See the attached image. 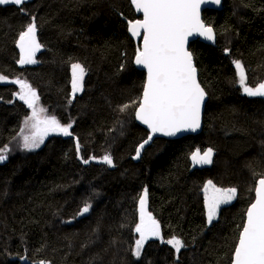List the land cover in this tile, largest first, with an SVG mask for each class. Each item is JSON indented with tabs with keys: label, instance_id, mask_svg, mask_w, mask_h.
Instances as JSON below:
<instances>
[{
	"label": "trees",
	"instance_id": "trees-1",
	"mask_svg": "<svg viewBox=\"0 0 264 264\" xmlns=\"http://www.w3.org/2000/svg\"><path fill=\"white\" fill-rule=\"evenodd\" d=\"M33 18L42 47L37 63L21 68L19 36ZM124 19H136L130 0L0 5V75L8 80L0 81V146L12 144L30 112L14 101V80L36 89L61 123H73L70 137H51L39 150L0 162V264H231L264 177V97L244 94L233 62L244 66L248 86L264 82V0H223L221 11L203 12L217 36L215 46L190 45L208 94L203 131L156 139L139 162L133 157L149 134L132 102L146 75L133 64L140 45ZM75 63L86 74L73 96ZM209 148L211 165L194 166L192 154ZM106 154L112 166L102 162ZM209 181L237 189L211 224L203 192ZM145 190L162 240L148 241L136 258ZM85 204L91 208L80 215ZM173 237L185 245L178 254L164 242Z\"/></svg>",
	"mask_w": 264,
	"mask_h": 264
},
{
	"label": "snow or ice",
	"instance_id": "snow-or-ice-1",
	"mask_svg": "<svg viewBox=\"0 0 264 264\" xmlns=\"http://www.w3.org/2000/svg\"><path fill=\"white\" fill-rule=\"evenodd\" d=\"M26 0H0V5L13 4L20 6ZM206 2L219 4L221 0H131L137 12L143 14V19L129 23V32L133 37L142 35V47L137 48L134 62L146 69V81L143 84L142 95L136 105L135 118L147 125L151 134L160 133L164 136H174L178 132L193 131L200 127L201 107L206 93L197 80V69L193 55L188 50L189 37L202 36L206 40L215 39L213 28L206 26L200 15L201 5ZM20 49L19 63L21 65L35 64L36 53L42 45L37 39L35 18L28 24L26 31L21 32L17 45ZM239 83L243 92L251 97H264V82L257 86L246 84L245 68L240 61H234ZM85 68L75 63L72 65V94L83 91ZM5 76L0 75V81ZM12 83L20 86L16 94L29 109L31 116L24 121V128L30 129L29 134L21 129L22 147L31 151L40 147L45 138L52 133L71 136L72 124H62L54 115H46L47 109L39 106L37 92L25 81L14 80ZM130 105L125 104L121 111ZM152 135L140 144L136 150L139 158L140 150L151 139ZM8 147L0 146V162L7 159ZM79 151V143H77ZM212 149L201 154L197 150L192 154L194 164H210ZM87 163V160L84 161ZM102 162L112 166L110 155H105ZM209 188L212 194L208 195ZM205 206L207 220L211 224L216 218L222 204H228L236 198L237 189H222L215 187L211 181L205 186ZM255 202L246 211V222L239 234L238 243L234 249L231 264H264V178L258 180L255 187ZM147 190L139 199L140 223L135 231L139 234L136 240L134 255L139 258L144 242L149 237L161 238L159 223L147 213ZM90 204L80 211V215L88 213ZM176 253H179L184 243L178 238L167 239ZM40 264H43L41 261Z\"/></svg>",
	"mask_w": 264,
	"mask_h": 264
},
{
	"label": "water",
	"instance_id": "water-1",
	"mask_svg": "<svg viewBox=\"0 0 264 264\" xmlns=\"http://www.w3.org/2000/svg\"><path fill=\"white\" fill-rule=\"evenodd\" d=\"M130 2H131V0H130ZM131 5H132V8H133V10L135 11V14H136V19L135 20H137V19H143V14L141 13V12H137L136 11V9H135V6L131 3ZM223 9V0H221V2L219 3V4H215V3H211V2H206V3H203L202 5H201V10H200V15H201V20H202V22L206 25V26H208L205 22H204V20H203V12L205 11V10H214V11H221ZM135 20H133V21H131V20H127V19H124V21L126 22V24H127V29H128V33H129V35H130V37L137 43V44H139L140 46L139 47H142V35H141V37L140 38H137V37H133L132 35H131V33L129 32V23L130 22H134ZM213 32H214V36H215V39L214 40H212V41H209V40H206L204 37H202V36H192V37H189V43H188V45H187V47H188V50L190 51V45H191V43H193V42H195V41H199V42H201V43H203V44H206V45H211V46H215L216 45V42H217V36H216V33H215V31H214V29H213ZM20 50V49H19ZM191 52V51H190ZM192 53V52H191ZM192 55H193V53H192ZM135 57V56H134ZM193 62H194V65H195V67H196V63H195V59H194V55H193ZM133 64H134V66H135V68L137 69V70H139V71H141V72H144L145 73V75L147 74L146 73V69H143L141 66H138V65H136L135 64V62H134V59H133ZM28 65V64H27ZM26 65H21L20 64V67L21 68H23V67H25ZM196 69H197V67H196ZM197 80H198V82L200 83V80H199V75H198V69H197ZM145 81H146V77H145ZM200 85H201V83H200ZM201 87L203 88V86L201 85ZM204 89V88H203ZM204 91H205V89H204ZM205 93H206V91H205ZM207 101H208V94L206 93V96H205V100H204V102H203V104H202V107H201V120H200V127L195 131V132H193V131H182V132H178L176 135H174V136H164V135H162V134H160V133H157V134H155V135H152L151 134V130L150 129H148V127H147V125H144V124H142L140 121H138L136 118H135V120H136V123L140 126V127H142V128H144L147 132H148V134L149 135H152V139L147 143V144H144V147L140 150V156H139V158H134L135 156H136V152H135V155H134V157H133V160L135 161V162H139L141 159H142V157H143V154H144V152H145V150L147 149V148H149L150 146H152V144H153V142L156 140V139H166V140H177V139H181V138H183V137H186V136H197V135H199V134H201L202 133V131H203V125H204V110H205V106H206V103H207ZM148 135V136H149ZM148 138V137H147ZM146 138V139H147ZM145 139V140H146ZM144 140V141H145ZM143 141V142H144ZM142 142V143H143ZM141 143V144H142ZM140 146V145H139ZM138 146V147H139ZM137 147V148H138ZM137 150V149H136ZM264 178V177H263ZM258 186V181H257V183H256V187ZM143 195V194H142ZM255 202V199H254V201L252 202V203H254ZM251 203V204H252ZM250 207V206H249ZM248 207V208H249ZM146 211H147V213H149V211H148V209H147V205H146ZM139 212H140V204H139ZM150 214V213H149ZM218 214V213H217ZM246 219H247V217L245 218V222H246ZM245 224V223H244ZM234 255V254H233Z\"/></svg>",
	"mask_w": 264,
	"mask_h": 264
},
{
	"label": "rangeland",
	"instance_id": "rangeland-1",
	"mask_svg": "<svg viewBox=\"0 0 264 264\" xmlns=\"http://www.w3.org/2000/svg\"><path fill=\"white\" fill-rule=\"evenodd\" d=\"M246 75V74H245ZM8 80L7 79H5L4 81H1V82H7ZM30 85V84H29ZM31 86V85H30ZM32 87V86H31ZM33 88V87H32ZM242 88V87H241ZM34 89V88H33ZM36 92H37V90L36 89H34ZM243 90V89H242ZM19 91H20V89H19ZM18 91V92H19ZM18 92H16L15 93V95H14V101L15 100H19V101H22V100H20L19 98H18V96L16 95ZM245 94V93H244ZM37 95H38V92H37ZM23 102V101H22ZM39 106L40 107H43L42 105H41V103H40V101H39ZM43 108H45V107H43ZM46 109V108H45ZM46 115H52V114H50L49 112H48V110H47V112H46ZM29 116H31V109H30V112H29V115L25 118V119H27ZM25 119H24V121H25ZM24 121H23V123H22V125H21V129H24V133L25 134H29V132H30V129H26V128H24ZM63 124V123H62ZM69 124V123H68ZM70 124H72V127H73V123H70ZM64 125H67V124H64ZM72 127H71V129H70V131L72 130ZM21 129H20V131H19V133H18V136H17V138L12 142V144H10L9 146H8V149H9V151H8V154H7V156L9 157V156H13V155H15V154H17V153H20V152H22V151H26V152H30V151H28V150H25V149H23V147H22V139H21ZM57 136H61V137H70V136H64V135H62V134H56V133H52V134H49L46 138H45V140H44V142L40 145V147H38V148H35V149H33V150H31V151H36V150H39L40 148H42V146L45 144V142L49 139V138H51V137H57ZM212 157H213V155H212ZM211 165V163L210 164H194V166H196V167H205V166H210ZM224 205H226V204H223V206ZM139 223H140V217H139ZM138 223V224H139ZM135 234H136V240H138L139 239V234L135 231ZM136 240H135V242H136ZM150 240H162V238H155V237H149L145 242H144V244H143V246H142V249H141V253H142V251H143V249H144V247H145V245L147 244V242L148 241H150ZM166 243V242H165ZM167 244V243H166ZM167 245H169V244H167ZM169 246H171V245H169ZM135 247H136V244H135ZM135 247H134V251H135ZM172 247V246H171ZM175 250V249H174ZM182 250V249H181ZM176 252V251H175ZM180 253V252H179ZM178 254V253H177ZM135 256V255H134ZM141 256V255H140ZM136 257V256H135ZM137 258V257H136ZM140 258V257H139Z\"/></svg>",
	"mask_w": 264,
	"mask_h": 264
},
{
	"label": "flooded vegetation",
	"instance_id": "flooded-vegetation-1",
	"mask_svg": "<svg viewBox=\"0 0 264 264\" xmlns=\"http://www.w3.org/2000/svg\"><path fill=\"white\" fill-rule=\"evenodd\" d=\"M204 192V200H205V195H206V193H205V190L203 191ZM208 195H211L212 194V189L211 188H209V191H208V193H207ZM223 206V204L220 206V208ZM220 208H219V211H220ZM207 209V208H206ZM219 211H218V213H219ZM215 220V219H214Z\"/></svg>",
	"mask_w": 264,
	"mask_h": 264
},
{
	"label": "bare ground",
	"instance_id": "bare-ground-1",
	"mask_svg": "<svg viewBox=\"0 0 264 264\" xmlns=\"http://www.w3.org/2000/svg\"><path fill=\"white\" fill-rule=\"evenodd\" d=\"M136 18H137V17H136ZM125 23H126V22H125ZM208 26H209V25H208ZM129 36H130V35H129ZM135 224H136V223H135ZM135 224H134V225H135ZM134 225H133V226H134ZM136 226H137V225H136ZM134 228H135V226L133 227V229H134Z\"/></svg>",
	"mask_w": 264,
	"mask_h": 264
}]
</instances>
